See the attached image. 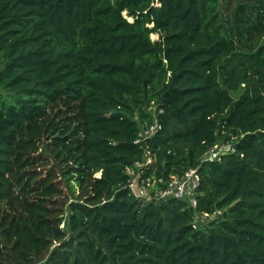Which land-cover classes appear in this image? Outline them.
Returning <instances> with one entry per match:
<instances>
[{"label": "trees", "instance_id": "obj_1", "mask_svg": "<svg viewBox=\"0 0 264 264\" xmlns=\"http://www.w3.org/2000/svg\"><path fill=\"white\" fill-rule=\"evenodd\" d=\"M0 221L16 264H264V0H0Z\"/></svg>", "mask_w": 264, "mask_h": 264}, {"label": "built area", "instance_id": "obj_2", "mask_svg": "<svg viewBox=\"0 0 264 264\" xmlns=\"http://www.w3.org/2000/svg\"><path fill=\"white\" fill-rule=\"evenodd\" d=\"M162 113V111H160ZM155 116V114H154ZM160 125L157 118L149 126L141 127L136 144H143L145 140L151 139L159 131ZM234 152L229 144H219L210 148L203 157V161H220L226 154ZM153 156L146 151L144 161L137 164L134 168L127 169L129 177L128 188L131 193L139 200L145 202L164 203L169 200L182 201L189 208L198 206V194L201 186V175L198 169H189L179 176H169L168 178L144 177V171L153 163ZM220 213V212H219ZM198 217H210L209 215Z\"/></svg>", "mask_w": 264, "mask_h": 264}, {"label": "rangeland", "instance_id": "obj_3", "mask_svg": "<svg viewBox=\"0 0 264 264\" xmlns=\"http://www.w3.org/2000/svg\"><path fill=\"white\" fill-rule=\"evenodd\" d=\"M153 39L156 40L157 36L154 35ZM222 215L220 213H217L210 217H197L195 220V224L198 228H204L206 226H209L213 221L221 219ZM7 228V224H3L2 221H0V244L2 247L6 246V239H5V229ZM6 250L4 248V253L0 255V264H16L7 254Z\"/></svg>", "mask_w": 264, "mask_h": 264}]
</instances>
